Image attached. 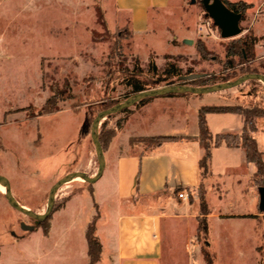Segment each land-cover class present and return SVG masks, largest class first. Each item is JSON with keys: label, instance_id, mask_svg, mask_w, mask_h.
<instances>
[{"label": "rangeland", "instance_id": "obj_1", "mask_svg": "<svg viewBox=\"0 0 264 264\" xmlns=\"http://www.w3.org/2000/svg\"><path fill=\"white\" fill-rule=\"evenodd\" d=\"M263 2L246 13L239 36L223 39L220 29L210 35L199 34L195 40L198 56L194 58L189 54L165 55L177 54L178 49L168 47L163 30L157 35L139 36L133 49L128 18L124 24L119 22L115 0H0V176L9 180L16 200L43 214L51 188L60 179L75 172L97 175L99 163L91 137L92 122L98 113L135 94L122 82L127 70L142 71L139 77L150 89L166 86L156 84L149 73L151 60L160 73L168 65H176L179 74L174 84L186 82L193 75L212 77L205 85L212 86L251 73L264 74ZM185 9H197L202 17L200 24L205 19L202 0H186ZM197 21L196 17L190 18L191 30ZM175 25L176 35L181 38L180 26ZM240 39L254 43L246 61L239 49L229 54V48ZM197 46L205 48L204 57ZM231 61L234 67H230ZM227 77L230 79L222 81ZM65 86L70 90L59 97L60 110L35 117L53 91H64ZM217 95L243 107H264V83L260 81L252 80ZM129 109L130 116L137 108ZM187 112L189 109L182 107L176 111L178 115ZM125 117L121 112L102 121L99 133L105 147L117 130V123ZM151 139L133 142H143L142 147L149 150L154 146ZM81 187L89 184L75 180L63 185L57 192L54 209L63 206L66 192L76 193ZM206 194L203 186L196 200L190 197L198 212L196 233L189 235V223L178 224L179 232L170 241L167 264H197L200 253L204 259L203 250L212 255L213 264H264V222L255 233L248 223L231 220L221 224L214 220L211 234L202 204L204 199L211 213L209 205L213 201L208 205ZM244 209L241 205L236 210ZM203 219L208 224V235L198 232ZM49 221L39 226L11 207L6 194L0 192V264H85L81 252L71 251L62 243L53 248L42 234H37H47ZM21 223L36 229L24 231Z\"/></svg>", "mask_w": 264, "mask_h": 264}, {"label": "crops", "instance_id": "obj_2", "mask_svg": "<svg viewBox=\"0 0 264 264\" xmlns=\"http://www.w3.org/2000/svg\"><path fill=\"white\" fill-rule=\"evenodd\" d=\"M229 1L253 5L247 12L261 2ZM185 5L186 0H115L119 22L124 24L128 18L133 49L139 36L157 35L163 30L168 47L178 49L177 54L165 55L189 54L196 58L195 40L202 17L197 9L187 10ZM192 16L198 20L193 30L189 26ZM176 23L182 31L181 38L176 35ZM235 105L214 93L157 97L134 109L105 152L102 177L76 193L66 192L65 203L52 214L48 233L37 234H42L43 240L49 241L53 248L62 243L71 251L81 252L85 264H90L87 230L96 218L97 236L102 244L101 260L96 264H167L170 241L179 232L178 224L189 223V235L196 233L198 212L196 204H191L189 199L192 196L196 200L203 186L208 205L213 201L207 215L211 234L214 220L221 224L231 220L248 223L258 233L264 222V208L260 188L253 184L256 167L247 163L245 151L226 145L213 148L207 177L203 178L200 168L204 155L199 141L200 108ZM179 107L188 108L189 112L178 115ZM206 121L214 136L240 134L245 127L239 113H209ZM161 136L178 139L154 145L149 150L142 147L143 142H133ZM252 136L264 158V120L258 119L257 131ZM177 190L187 193L189 199H179ZM241 205L245 209L236 210ZM197 264H206L201 253Z\"/></svg>", "mask_w": 264, "mask_h": 264}, {"label": "trees", "instance_id": "obj_3", "mask_svg": "<svg viewBox=\"0 0 264 264\" xmlns=\"http://www.w3.org/2000/svg\"><path fill=\"white\" fill-rule=\"evenodd\" d=\"M223 3L232 11L235 13H239L242 15V20L245 19V15L247 11L253 7V5L248 4L246 2H236L232 3L229 0H222ZM204 7V6H203ZM205 18H210L207 14L205 15ZM215 25V23H214ZM216 26V25H215ZM253 41L248 42L247 40L240 39L237 41V43L229 48V54H234V50H240L241 56L246 60L249 58V53L252 50ZM199 53L202 57H204L205 48L203 46H197ZM230 67H234L233 62L231 61ZM228 68V67H227ZM128 74L122 75L121 79L124 84L132 88V93H138L141 91H145L150 89L151 87L148 86L140 77L142 71L139 69H136L135 71H126ZM149 73L152 74L153 78H155L156 84L166 83V85L174 84V79L178 76L179 70L177 69L175 64H170L168 67L163 71L159 72L154 60H151L150 62V69ZM212 77L206 78L202 77L196 80H192L189 82L181 83V84H187V85H208L212 81ZM230 77H227L223 79L222 81L229 80ZM70 88L69 86H65V90H58L55 89L53 91V95L46 101L45 105L37 112L35 117L42 116L44 114H50L54 112H58L60 109L58 107V99L60 96H64L65 94H68ZM189 97L191 94H173V95H167L165 97ZM70 98H72L70 96ZM153 98L144 99L141 102H139L136 105V108H140L147 104L150 100ZM127 117L120 120L117 123V130L113 132V135L110 138V142L113 139V137L116 135L117 131L121 130L124 126V124L127 121V118L130 114V109H126L123 111ZM209 113H239L243 116L245 127L242 133L240 134H218L214 136L207 125L206 116ZM97 116V115H96ZM110 117V116H109ZM258 118H264V107L256 106L254 108H247L243 107L242 105H235L232 107L229 106H203L199 110V126H200V135H199V141L201 144V147L204 150V155L200 161V168L202 170V176L207 177L210 173V164L212 160V150L213 148L220 147L222 145H226L229 148H241L245 151L246 159L248 164H253L256 167V173L254 176L253 184L255 186H258L259 188L264 187V159L263 154L259 151L258 145L256 140L253 138L252 133L257 131V122L256 119ZM95 119V118H94ZM94 121V120H93ZM93 123V122H92ZM101 138V135L99 133V139ZM177 137L173 136H161V137H155L154 139H151L154 142V145H159L165 141H171V140H177ZM101 145L103 147L104 152L107 151L109 144L105 147L102 144V141L100 139ZM87 183V182H86ZM89 186L92 184L88 183ZM202 189V187H201ZM179 192V190H177ZM203 214L207 216L209 212L207 211L206 204L204 203L203 199ZM57 206L53 210L55 212L58 210ZM53 214V213H52ZM52 214L44 221L38 222L39 226L41 223L50 220L52 217ZM49 229V226L47 230ZM198 232L202 233L204 235H208L209 228L206 219H203L199 222V228ZM48 233V231H47ZM87 240L89 245V258H90V264H96L101 260L102 255V244L97 236V229H96V218L91 222V224L88 227L87 230ZM203 256L206 261V264H213V257L212 255L206 251L203 250Z\"/></svg>", "mask_w": 264, "mask_h": 264}, {"label": "water", "instance_id": "obj_4", "mask_svg": "<svg viewBox=\"0 0 264 264\" xmlns=\"http://www.w3.org/2000/svg\"><path fill=\"white\" fill-rule=\"evenodd\" d=\"M192 2L194 3L195 0H192ZM202 3L206 11V14L213 20L215 25L220 29L221 36L223 39L234 38L242 33V29L240 27L242 21L241 14L235 13L234 11L229 9L223 3L222 0H202ZM199 78H202V76L193 75L188 77V79H186V82L196 80ZM252 80H256L264 83V74L251 73L234 81L219 83L212 86L169 84L164 87L138 92L134 94L132 97L125 100L124 102L118 103L115 106L98 113L97 116L95 117L91 127V137L96 148V153L99 163L98 173L96 176L91 177L84 172H75L60 179L51 188L48 208L47 211L43 214L36 213L31 209L21 205L13 196L11 190V184L9 180L6 179L5 177L0 176V184L6 188V193H5L6 198L9 204L11 205V207L16 209L17 211L23 213L24 215L28 216L29 218L33 219L36 222L44 221L53 213L57 192L63 185L71 183L78 178L82 179L84 182L94 184L102 177L105 169V153L99 139V129L103 120L107 119L111 115L121 113L126 109L136 106L139 102H141L144 99L165 97L167 95H173V94H191L195 96H203L212 93H219L223 91L232 90ZM259 193L261 199V206L262 208H264V187L259 189ZM21 227L24 231H28V232L35 231L36 229L34 225H28L26 223H21ZM0 256H1V248H0Z\"/></svg>", "mask_w": 264, "mask_h": 264}, {"label": "built area", "instance_id": "obj_5", "mask_svg": "<svg viewBox=\"0 0 264 264\" xmlns=\"http://www.w3.org/2000/svg\"><path fill=\"white\" fill-rule=\"evenodd\" d=\"M262 7L264 10V2L262 4ZM214 29L218 30L219 28L214 25V22L211 18H205L203 22L200 24L198 31L200 35H210L211 33H213ZM178 197L179 199H182V200L189 199L188 194L185 192H179Z\"/></svg>", "mask_w": 264, "mask_h": 264}, {"label": "bare ground", "instance_id": "obj_6", "mask_svg": "<svg viewBox=\"0 0 264 264\" xmlns=\"http://www.w3.org/2000/svg\"><path fill=\"white\" fill-rule=\"evenodd\" d=\"M76 180H82V179L78 178ZM0 192L3 193V194L6 193V188L3 185H1V184H0Z\"/></svg>", "mask_w": 264, "mask_h": 264}]
</instances>
